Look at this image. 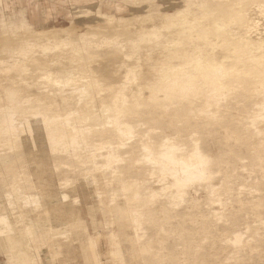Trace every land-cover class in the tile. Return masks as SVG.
Instances as JSON below:
<instances>
[{"label":"rangeland","instance_id":"1","mask_svg":"<svg viewBox=\"0 0 264 264\" xmlns=\"http://www.w3.org/2000/svg\"><path fill=\"white\" fill-rule=\"evenodd\" d=\"M2 4L0 113L9 107L30 121L19 138L0 136V194L29 225L14 223V231L15 221L7 220L0 228L14 234L28 261L37 257L29 264H264V39L247 61L227 57L226 69L237 70L230 81L217 82L197 63L219 57L198 54L209 47L184 30L179 39L173 33L178 42L167 40L171 29L161 26L170 18L180 28L196 19L203 33L221 32V23L206 28L201 0ZM181 13H189L187 20ZM246 14L243 7L239 15ZM257 21L264 34V7ZM187 44L194 45L195 65L183 73L172 63L189 57ZM45 72L80 80L67 94H55L52 82L36 84ZM125 72L131 73L127 87L119 89ZM109 92L115 101L104 99ZM10 95L19 103L9 104ZM91 105L92 111L83 109ZM57 112L63 118L56 122ZM117 125L122 135L114 132ZM173 143L181 150L166 153L164 144ZM196 151L209 161L205 181L181 183L176 169L157 162ZM13 188L30 199L16 203ZM53 220L66 227L59 239ZM26 227L34 238L30 232L24 238Z\"/></svg>","mask_w":264,"mask_h":264},{"label":"bare ground","instance_id":"2","mask_svg":"<svg viewBox=\"0 0 264 264\" xmlns=\"http://www.w3.org/2000/svg\"><path fill=\"white\" fill-rule=\"evenodd\" d=\"M202 4L200 6V12L201 15L207 18V26L206 28L212 27L214 24L217 25V23H221L220 26L222 29L221 32L216 31V34L213 32L210 33L208 32L203 33V27L199 26L197 22L193 19L187 20V15L189 13H181L182 16L181 18L185 17V20H187V23L183 27H178L176 25H172L169 16L172 14V12L167 11L164 12V16L166 17V21L164 20L161 23V26L163 29H165L167 32L170 30L171 33L168 35L167 34V40L169 41H174L177 40L175 36H173V33H176L178 35L179 39V34L177 32H180L181 30H184L187 34L190 35V38L196 39L199 43H205L209 48L203 49V48H197L198 54L205 53L207 56L215 57V55L219 58L213 59V60H207L206 64H204V60L199 59V63L197 65H204L208 70H211L213 72L212 78L217 81V82H223V81H230L237 70L236 68H231V70H227L226 65H225V60L229 56H236L237 62H243L249 60V56L252 55V53L255 51L254 48L256 45H258L262 39H264V34L260 32V23L257 21V14L260 12H263V7H264V0H201ZM157 2H152L151 5H156ZM158 5V4H157ZM3 6L2 0H0V8ZM176 7V6H175ZM245 8L248 10V14H246L244 17L240 16V12L242 11V8ZM176 9V8H175ZM49 15V12H47ZM37 15L38 12H36ZM10 15H16L15 12H11ZM176 19L179 16V14H173ZM179 18V19H181ZM175 19V18H173ZM175 19V20H176ZM12 30V27H10ZM137 30V29H135ZM261 34L262 37L259 38L257 35ZM178 42V40H177ZM194 50V45L192 44H187L186 45V51H188L189 57H179L176 59L172 65L173 67H176L178 71H182L183 73H189V70L192 66L195 65L193 61H191V56ZM216 50V53H215ZM192 51V52H191ZM188 58V59H187ZM187 59V60H186ZM220 59L219 62H217ZM171 67V64H170ZM44 75L39 76L38 80L36 79V84H39L40 82L46 80L50 81L54 84L53 88L55 90V94H67V91L71 90V87L73 84H75V88L78 86V82L80 78L78 77H73V76H66V77H57L55 78L53 75L49 73H43ZM131 73L125 72L124 75H122L121 79L117 81L121 82L118 87L124 88L127 87V79L129 78ZM32 82V81H31ZM30 82V83H31ZM57 83V84H56ZM114 85V84H113ZM10 89H13L15 86L11 85H5ZM229 89L225 88L222 89V92L224 94L228 93ZM18 95H10L8 98L9 104L14 103H19ZM26 102L28 101L27 97L21 98ZM104 99H110L112 101H115V98H112V94L106 93L104 96ZM103 99V100H104ZM122 99V98H118ZM95 107V106H94ZM92 105L91 106H84L83 109L86 111H92L94 108ZM13 114V115H12ZM59 116L54 117L52 120L53 121H58L63 116L59 112L55 113ZM53 114V115H55ZM12 119L19 120L20 125H16L12 122ZM37 120V118H35ZM43 119V117H42ZM24 120L30 121V119H27L26 116L22 118L20 114L14 112L12 109L8 107L7 109H4L3 112L0 113V136H5L7 138H19L18 136L20 133L26 132L28 128H23L24 124L26 123ZM35 120V121H36ZM46 121V119H43ZM34 121V122H35ZM32 130V129H31ZM114 132L118 135H122L125 131H123V128L120 127L119 125L116 126L114 129ZM75 139L72 138L69 141V144L72 145L75 143ZM54 150H57L59 141L54 139L53 140ZM3 146H9V148H13V144L5 143ZM147 148V146H146ZM163 150H165L166 153L168 152H176V150H181L179 149V146L177 143H173L170 145L164 144ZM148 150L154 152V151H159V149L151 146L148 148ZM160 164H167V165H162V167L169 169V170H175L180 174V182H185L189 180H207L206 175L207 172L209 171V161L203 157V153H200L198 151L192 153V154H186V155H176V156H171L170 160L168 162L157 160ZM172 163V164H171ZM11 195L16 200V203H19L20 200H24L27 202L30 199V196H24L23 193H20L17 188H13L12 192H10ZM69 193H62L61 197L66 199L69 197ZM245 203V202H242ZM241 203V204H242ZM14 206L13 204L9 203L5 197H3L0 194V221H15L12 222V226H14V223H24L26 226H28V220L25 217V213L22 211L20 216H13L11 212L13 211ZM10 212V213H9ZM56 216V215H55ZM54 219V218H53ZM55 224L54 228V237L59 239L61 236H59V233H62L63 231H60L62 229H65L66 227L63 225L62 221L56 222V220L52 221ZM3 224H5L3 222ZM6 225V224H5ZM10 225V224H9ZM11 226V225H10ZM12 226L10 228H12ZM9 227V226H8ZM14 231H15V226H14ZM103 230V229H102ZM25 234H22L24 238L28 235L29 233V228L23 230ZM0 232L5 233L3 237V241L1 243V252L4 254L5 257V264H29V262H34V260L37 257L32 256L30 261L24 256L23 250L22 252L16 250V246L14 243V237L12 233H9V229H1ZM13 232V231H10ZM113 232L110 231L108 235L109 242L111 245L112 252H114L115 245L113 241ZM30 234H32L30 232ZM3 235V234H2ZM61 235V234H60ZM34 238V235H31ZM29 235V237L31 238ZM68 236H63L62 238H67ZM29 238V239H30ZM94 240L92 236V241ZM96 240V239H95ZM231 240L230 237L224 238L225 242H229ZM32 241V240H31ZM25 246L29 249H31L30 242L28 239L24 242ZM35 247V252L38 254L40 253V250L37 251V245L34 244ZM57 250H60L58 247ZM59 252V251H58ZM1 253V254H2ZM64 253V252H63Z\"/></svg>","mask_w":264,"mask_h":264},{"label":"crops","instance_id":"3","mask_svg":"<svg viewBox=\"0 0 264 264\" xmlns=\"http://www.w3.org/2000/svg\"><path fill=\"white\" fill-rule=\"evenodd\" d=\"M44 7H45V6H44ZM44 7H43V8H44ZM36 9H37V11H38V13H39V10H38V8H36ZM40 12H41V11H40ZM41 13H42V12H41Z\"/></svg>","mask_w":264,"mask_h":264}]
</instances>
